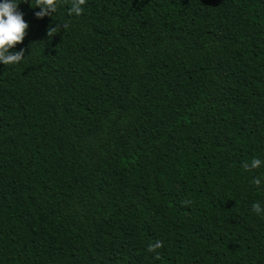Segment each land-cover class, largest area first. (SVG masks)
<instances>
[{
    "label": "trees",
    "instance_id": "1",
    "mask_svg": "<svg viewBox=\"0 0 264 264\" xmlns=\"http://www.w3.org/2000/svg\"><path fill=\"white\" fill-rule=\"evenodd\" d=\"M35 5L0 62V264H264V0Z\"/></svg>",
    "mask_w": 264,
    "mask_h": 264
},
{
    "label": "clouds",
    "instance_id": "2",
    "mask_svg": "<svg viewBox=\"0 0 264 264\" xmlns=\"http://www.w3.org/2000/svg\"><path fill=\"white\" fill-rule=\"evenodd\" d=\"M20 0H0V62L4 65H14L19 62L24 56V50L19 52H10L9 49L14 48L18 43H21L26 35V29L28 24L23 19V14L17 11V6ZM86 3V0H72V7L69 9L70 14L75 13L79 15L82 13V5ZM31 5V4H30ZM32 6V5H31ZM39 6L40 11L35 13L37 18H42L45 15H51L55 12L58 6V0H36V5ZM67 27V25H63ZM60 28L57 25L54 28L48 30V35L51 37ZM261 166V160L253 159L251 164H245L244 167L251 170ZM253 183L260 184L259 179H254ZM252 209L255 213L259 214L262 209L259 203L253 204ZM162 247L161 241H156L154 244L148 245V251L156 253V258H159V253L156 251Z\"/></svg>",
    "mask_w": 264,
    "mask_h": 264
}]
</instances>
